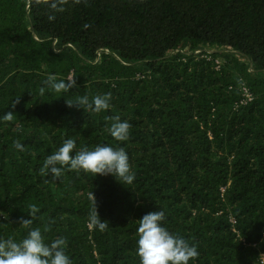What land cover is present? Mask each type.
Wrapping results in <instances>:
<instances>
[{"label":"trees","instance_id":"16d2710c","mask_svg":"<svg viewBox=\"0 0 264 264\" xmlns=\"http://www.w3.org/2000/svg\"><path fill=\"white\" fill-rule=\"evenodd\" d=\"M62 7L0 0V116L14 113L12 122L0 120V239L20 241L39 227L46 243L67 239L72 264H140L139 219L156 210L165 212L162 226L197 247L189 264H260L264 0ZM50 75L77 86L56 93L45 83ZM106 93L110 107L99 114L66 106ZM115 116L131 124L126 141L108 131ZM69 138L73 155L84 146L124 148L136 179L127 186L111 174L41 175ZM91 193L108 224L103 232L87 226ZM32 204L39 212L25 229L19 218H31Z\"/></svg>","mask_w":264,"mask_h":264},{"label":"clouds","instance_id":"9594fccd","mask_svg":"<svg viewBox=\"0 0 264 264\" xmlns=\"http://www.w3.org/2000/svg\"><path fill=\"white\" fill-rule=\"evenodd\" d=\"M81 0H74V3H80ZM85 4L87 0H84ZM37 6H47L54 11H63L62 5L67 0H29ZM49 21L55 20V15H48ZM45 83L56 93L68 91L77 86L75 78H69L67 81L57 82L55 75H50ZM40 94L43 95L45 88H40ZM111 93L96 95L90 101L88 96L78 97L75 101L66 99L68 108H83L94 113L107 111L110 107ZM19 103L16 99L12 103L15 108ZM109 119V118H106ZM114 122L108 129L111 136L116 141H126L130 136L131 124L127 121H121L119 116L111 117ZM0 120L12 122L14 113H8L0 116ZM13 147L23 151L24 145L19 141L13 142ZM77 148L74 139H65L57 151L46 157L43 166L40 168L41 175H50L52 179H61L65 170L75 171L79 174L81 171L90 173L93 176L109 174L113 175L118 181L129 186L136 179L135 172L129 163V157L124 148L108 145H97L93 150L87 146L81 147L73 155ZM91 203L88 219V228L90 231L98 229L103 232L108 227L104 219L101 218L98 211L97 197L94 193L89 195ZM30 219L19 218V224L29 229L33 220L37 218L39 208L32 204L29 206ZM164 211H149L139 219L137 229V248L136 254L140 259V264H189L190 260H196L199 252L195 244H190L184 237L171 233L162 222L165 221ZM50 225L44 227V231H50ZM68 241L65 237L59 236L50 243L45 242L41 229L31 228L27 236L20 241L13 238L0 239V264H72L70 257L66 254Z\"/></svg>","mask_w":264,"mask_h":264},{"label":"built area","instance_id":"2783aa9c","mask_svg":"<svg viewBox=\"0 0 264 264\" xmlns=\"http://www.w3.org/2000/svg\"><path fill=\"white\" fill-rule=\"evenodd\" d=\"M245 94H246L247 99L251 100V99L253 98L252 93L249 92V91L247 90V88H245ZM231 221H232L233 223H235V219H234V217H231ZM260 264H264V253L261 254V257H260Z\"/></svg>","mask_w":264,"mask_h":264},{"label":"rangeland","instance_id":"374dc122","mask_svg":"<svg viewBox=\"0 0 264 264\" xmlns=\"http://www.w3.org/2000/svg\"><path fill=\"white\" fill-rule=\"evenodd\" d=\"M207 49H208L209 51L213 50V48H211V47H208ZM201 50H203V49H200V50H198V51H201Z\"/></svg>","mask_w":264,"mask_h":264}]
</instances>
